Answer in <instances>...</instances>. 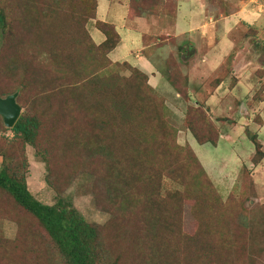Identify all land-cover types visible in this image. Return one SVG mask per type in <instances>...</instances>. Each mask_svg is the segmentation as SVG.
Wrapping results in <instances>:
<instances>
[{
    "label": "rangeland",
    "instance_id": "374dc122",
    "mask_svg": "<svg viewBox=\"0 0 264 264\" xmlns=\"http://www.w3.org/2000/svg\"><path fill=\"white\" fill-rule=\"evenodd\" d=\"M5 1L0 0V8L3 6L2 3L6 8L10 7ZM70 1L71 3L64 4L63 11L66 16L60 15V12L56 13L58 23L54 30L60 35V39L54 42V47L60 49L64 57L60 65L70 64L73 61L75 64L80 63L84 69H88V76L92 72L89 67L94 66V61L89 56H87L89 60L83 63L75 61L80 48L75 39L68 35L70 23L76 20V16L83 15L84 4L80 0ZM154 1L158 4L156 12L147 11L148 14L152 13L148 16L153 15L165 20L164 26L173 25L176 16L172 15L178 8V0ZM28 2L42 4L44 0ZM110 3L111 0H100L96 20L91 19L87 23L86 29L95 44H100L105 39L96 28L97 20L119 25V28L124 30L125 8L115 3L116 7L113 5L115 11L110 14L114 17L110 18L107 14ZM182 4L185 13L181 12L178 16V26L182 31L178 39L166 35H149L144 38V43L148 47L147 57L156 63L167 82L162 85L163 91L152 89L153 92H149V95L164 104V117L169 126L167 129L171 135L172 133L174 135L171 141L176 139L177 145L182 148L187 149L191 146L209 179L204 178L199 185L191 178V173L199 171L192 152L179 153L178 162L172 163L174 161L171 157L175 156L174 154L157 151L158 153L153 155L154 158H145L152 170V176L148 185H144V192L139 193V198L128 207L127 214L122 207L113 205L109 200L103 198L98 200L95 197L97 177L95 170L103 169L104 161L100 162V159L92 158L88 159V163L92 164L89 171L77 175L69 183L62 184V196L73 204L88 223L104 228L102 234L106 240L105 247L108 252L106 258L109 260L106 264H133L140 251L178 264H264V83L262 81L264 80V0H203L206 11L211 10V15L216 17L223 15L228 19L225 29L229 33L216 27L215 36L214 34L208 36L200 30L190 37L187 33L190 24L187 20L189 16L186 13L187 4L186 2ZM45 5H50V1H46ZM147 12L144 11L141 15H146ZM47 14L45 8L43 15ZM132 15L141 16L136 10ZM202 21L204 18L196 20V23L201 24ZM214 24L212 23V26ZM50 27L51 24L45 25L44 31ZM34 37L35 35L20 40L17 49L24 47L23 51L28 53L23 55V59L27 62L30 60L37 70L42 72L39 74L44 79L40 87L43 94H48L49 81L57 74L63 77V73H60L57 63L50 59L42 48L32 45L35 41ZM122 38V44L115 50L123 53L122 56L116 57L111 54L109 58L131 61V50L137 47H129L131 42L129 45L126 43L128 38L126 36ZM191 43L199 47V53L182 51L192 45ZM162 44L171 47L181 46V50L178 54L175 51L159 53L158 49ZM212 45H214L213 49L218 46L215 50L221 51L223 56L214 67L215 71L219 67V71L227 81L221 86L222 89L213 95L216 97L215 100L219 101L220 107L211 104L209 109L206 106L207 101L200 98V95H205L202 90L205 74L200 69L201 64L197 59L203 51H209L205 48ZM12 54L13 52L8 53L7 56ZM27 64L31 65L23 62L24 66ZM112 70L120 77H116L114 73L104 75L107 81L104 85L109 87L107 99L104 100L107 105L115 99L113 97H117L116 92L124 94L122 89L117 90L118 86L124 88L123 90L126 89L125 86H120V80L130 78L132 75L124 64H120L119 67L115 65ZM193 70L196 74L192 76ZM215 78L213 80H216ZM91 79L92 77L88 82ZM88 82L83 86L84 89L94 86L89 85ZM7 84L2 85V91L10 89V85ZM210 86L212 84L207 87L210 89ZM191 91L195 94L202 92L199 95L201 99L199 103H195L196 97L191 98V103L186 100L184 93L188 92L190 97H193ZM36 94L37 91L34 90L26 97L27 100L31 101L30 99ZM109 97L110 101H108ZM189 105L202 107L211 115L214 126L221 134L218 146L198 144L192 134L185 129L183 121ZM93 109L95 110V107ZM85 114L89 120L95 117V113L85 112ZM88 119L82 124L84 128L89 123ZM252 136L258 138L262 144L260 148L253 145L250 139L253 138ZM12 138L13 134L4 130L0 123V171L3 169L4 161L1 156L5 152L9 154L15 150L14 144H8V140ZM126 147H131L130 141L126 142ZM138 147L140 148V145ZM35 154L33 148L28 146L27 156L30 161L26 175L28 188L42 203L54 205L56 194L46 183V164L43 160L37 159ZM122 154V151L117 152L119 159H124H121L122 168L132 169L135 165L128 159L130 152L125 150L126 156ZM261 154L263 162L256 165L255 162L259 160ZM79 156L80 151L77 149L75 167L78 169L82 166ZM53 157L54 159L50 158L49 162L56 169L55 175L58 179L61 175L60 168L64 166L60 161L63 159V151L58 154L53 153ZM25 168L21 167L22 170ZM57 179L55 181H58ZM176 190L179 195L187 196L189 201H185L184 206L181 207L175 198L170 210L166 200H169ZM133 193L134 196L137 194L135 190ZM158 199L159 204L156 205ZM155 205L170 212L171 218L154 228H143L148 218L156 213ZM108 210L114 215L109 214ZM15 211L17 212V208ZM17 231L18 226L12 217L0 215V239L12 241L16 238ZM118 236L121 240L117 239ZM46 253V250L37 253V256L42 258V264L43 261H47ZM32 257L33 253L29 249L22 255L25 264H35L31 261ZM7 261L10 264H18L17 258L10 257Z\"/></svg>",
    "mask_w": 264,
    "mask_h": 264
},
{
    "label": "trees",
    "instance_id": "16d2710c",
    "mask_svg": "<svg viewBox=\"0 0 264 264\" xmlns=\"http://www.w3.org/2000/svg\"><path fill=\"white\" fill-rule=\"evenodd\" d=\"M28 1L6 0L9 9L3 3L0 8V97L18 93L17 103L22 108V113L12 128H7L0 116L4 130L13 134L8 144H14L15 149L1 156L4 161L0 171V215H9L18 226L17 236L12 241L0 239V264H10L7 261L10 257L17 258L18 264H25L22 255L28 249L33 253L31 261L35 264H42V258L37 256L40 250L47 251V261H43V264H106L109 260L106 258L108 252L102 234L104 228L88 223L73 204L62 196V184L89 171L92 164L88 163V159L104 161V168L95 170V197L98 200H109L113 205L122 207L127 214L128 207L139 198V193L144 192V185H148L152 176L145 158H154L157 151L174 154L171 157L174 161L172 163L178 162L179 153L192 152L199 171L191 173V178L199 185L204 178H208V174L191 146L186 149L179 147L176 139L171 141L174 135L167 129L169 126L164 117V104L149 95L153 90L148 84L147 75L128 62L113 63L110 60L109 55L121 43L116 26L97 20L96 28L105 39L102 43L95 44L89 36L86 26L89 20H96L99 0H80L84 4V13L76 16L68 31L69 37L74 38L80 48L75 61H88L87 56L94 61V66L89 67L92 72L88 76V69H84L80 63L75 64L73 61L60 65L64 57L61 50L54 47V42L60 39V35L54 30L58 23L56 13L66 16L64 4L71 1L44 0L42 4ZM46 1H50V5L46 6ZM155 3L154 0H130V17L135 18L132 15L135 10L140 15L144 11L156 12L158 4ZM45 8L47 15H43ZM149 14L147 12L141 16ZM172 16H176V11ZM49 24L51 27L44 31V26ZM33 35L35 41L32 45L42 48L57 63L60 73H63V77L57 74L49 81L48 94H43L40 87L44 79L39 74L42 72L30 60L27 62L23 59V55L28 53L23 51L24 47L17 49L20 40ZM11 52L12 56H7ZM23 62L31 65L24 66ZM120 64L127 66L132 75L120 80V86L123 85L126 89L118 86L117 90L122 89L124 94L116 92L117 97H113V101L109 97L108 101L111 103L107 105L104 100L107 99L109 87L104 85L107 82L104 75L114 73L116 77H120L112 70L113 66L119 67ZM86 82L94 86L84 89ZM4 83L10 85L8 91H2ZM34 90L37 91L35 97L31 101L27 100L26 97ZM184 95L191 103L190 94L186 92ZM195 103L199 102L196 100ZM85 112L95 113V117L89 120ZM87 119L89 123L84 128L82 124ZM183 124L198 144L218 146L221 136L219 129L214 126L211 115L202 107L189 105ZM252 137L250 139L253 145L260 148L262 144L258 138ZM127 141L131 143L130 148L126 147ZM28 146L33 148L36 158L46 164L45 180L56 194L54 205L42 203L28 188ZM77 149L80 151L79 159L82 164L80 169L75 167ZM125 150L130 152L128 159L135 165L130 170L122 168V158L119 159L117 155L118 151H122V156H126ZM62 151L63 159L60 161L64 166L60 168L61 175L57 179L56 169L49 161L50 158L54 159L53 153ZM262 156L261 154L255 162L256 165L263 162ZM20 166L26 168L22 170ZM133 190L137 192L135 196ZM177 192L178 190L166 200L170 210L175 198L181 207L185 201H189L187 196H181ZM156 205V213L148 218L143 228H154L171 218L170 212ZM108 212L114 215L111 211ZM117 239L121 240V237L118 236ZM133 264L178 263L140 251Z\"/></svg>",
    "mask_w": 264,
    "mask_h": 264
},
{
    "label": "crops",
    "instance_id": "0c3cea01",
    "mask_svg": "<svg viewBox=\"0 0 264 264\" xmlns=\"http://www.w3.org/2000/svg\"><path fill=\"white\" fill-rule=\"evenodd\" d=\"M183 2H186L187 4L186 13L189 15L187 16V20L190 21L187 33L189 34L190 37H192L193 33H197L198 31L200 32V30H203V32L207 33L208 36H211L213 34L215 36L216 34L214 30L216 29V27L219 28L220 30H225L229 33V31L225 29V26L228 23V19L225 18L223 15H220V16L217 15V17L216 15H211L210 13L211 10L207 9L206 11V7L205 5H203V0H183V1L178 0V8L176 9V18L174 20L173 25H169L170 27L164 26L163 22H165V20L164 21L163 19L160 20L158 19L159 17L156 18L153 15L131 18L129 15L130 0H111L109 9H107V14L111 18V17H114V16H111L110 14L111 12L113 14V12L115 11L113 10V5L114 7H116L115 3H117L120 7L125 8L126 11L123 13L124 14L123 19L125 20V24L123 28L124 30L122 31L121 28H119V25H116V24H113V25L116 26V29L119 35L121 36L120 44H122L123 42L122 37L126 36L128 38L126 40V43L129 45V43L131 42L129 47H133V46L134 48L137 47V49L131 50V56H130L132 58L131 61H128V60L120 61V60H112V59L110 60L113 63L128 62L132 67L139 69L140 71H142L143 73L147 75L149 86L152 89L157 90L158 92L163 91L162 85L164 82H166V80L164 76L162 75L161 71L159 70V68L157 67L156 63L151 58L147 57L146 51L148 47L144 43L145 42L144 38L145 36H149V35L150 36L166 35V36H171V37H174L175 39H178L179 33L182 32L181 28H179L178 26V16H179V13L181 12L185 13V10L182 6ZM98 10H99V6L97 9V15H98ZM203 18H204V21H202L201 24L196 23V20H203ZM212 20H215V21L212 22ZM211 22L215 23L214 26H212ZM191 44L192 45L188 46V48L182 49V51L185 52L187 50V52L185 53H192V51L199 53V47L193 43ZM213 46L214 45L205 48V49H208L209 51H203L200 57L197 59V62L201 64L200 69H202L205 74V79L202 84L203 85L202 90L205 92V95H200V93L202 92H199L197 94H195V92H192V91L190 92L191 95L193 96L192 99H195L196 97L198 102H200L201 99H204L205 101H207L206 106L209 109L211 108L210 106L211 104L216 105V107H220L218 106L219 101L215 100L216 97H214L213 95H215L216 92L218 93V91L222 89L221 86L223 85V83L227 81V78L225 79V77H223V74H221V72L219 71V67H218V70L215 71L214 67L217 66L219 58L223 56L221 55V51L218 52L217 50H215V49H218V46H216L217 48L215 47L214 49L212 48ZM180 47L181 46L171 47V46H168V44H162L159 47L158 52L167 53L168 51L169 52L175 51L178 54L181 50ZM115 50L111 54H114L116 57H118L119 55L122 56L123 53H119L117 51L115 52ZM126 56L127 55H125V57ZM194 71L195 70L192 71V76L196 74L194 73ZM213 78H215L216 80H213ZM262 81L264 83V80ZM210 84H212V86H210V89H209L207 86ZM199 95L201 99L199 98Z\"/></svg>",
    "mask_w": 264,
    "mask_h": 264
},
{
    "label": "water",
    "instance_id": "95a60500",
    "mask_svg": "<svg viewBox=\"0 0 264 264\" xmlns=\"http://www.w3.org/2000/svg\"><path fill=\"white\" fill-rule=\"evenodd\" d=\"M17 97L18 93H14L6 98H0V116L3 117L7 128H12L22 113V108L17 103Z\"/></svg>",
    "mask_w": 264,
    "mask_h": 264
}]
</instances>
